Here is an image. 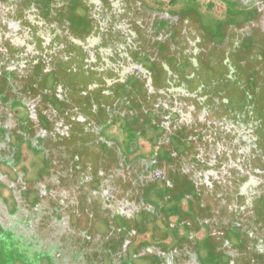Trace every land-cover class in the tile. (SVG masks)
<instances>
[{"label": "flooded vegetation", "instance_id": "af4514ba", "mask_svg": "<svg viewBox=\"0 0 264 264\" xmlns=\"http://www.w3.org/2000/svg\"><path fill=\"white\" fill-rule=\"evenodd\" d=\"M170 1L0 0V51L13 46L27 65L0 63V264H264V232L225 222L209 199L234 198L264 227V193L239 190L264 165L242 175L239 158L216 153L223 166L239 164L226 186L169 163L224 142L231 131L214 120L229 116L243 117L250 158L263 162L264 32L235 29L264 15V1ZM19 38H31L32 54ZM208 60L218 79L197 78ZM236 81L243 103L226 97ZM90 148L132 171L129 180L104 188L95 176L56 201L52 162ZM132 177L141 186L129 198ZM51 227L64 250L41 241Z\"/></svg>", "mask_w": 264, "mask_h": 264}, {"label": "rangeland", "instance_id": "374dc122", "mask_svg": "<svg viewBox=\"0 0 264 264\" xmlns=\"http://www.w3.org/2000/svg\"><path fill=\"white\" fill-rule=\"evenodd\" d=\"M148 1V0H147ZM264 1V0H263ZM169 6H174L176 4V0H172L167 3ZM187 14V13H186ZM188 15V14H187ZM192 14H190L191 16ZM217 15V14H216ZM190 21V23H193V19H190L187 17ZM118 21V20H117ZM245 27V28H244ZM245 29V30H244ZM236 33L243 34L245 37L249 32H259L261 30L264 32V15L260 16L259 18L255 19L251 23H247L244 25H241L237 27ZM1 35V33H0ZM31 38H19V40L14 41L15 44H19V47L22 48L24 45L27 47L23 48V51L26 53L32 54V49H34L35 45L30 44L29 40ZM0 47L4 49L5 43L0 40ZM48 42H46L47 44ZM93 44V41L91 42ZM55 45V44H54ZM70 44H67L69 46ZM47 46V45H46ZM55 49L53 48L52 51L57 52L58 47L55 45ZM76 46V45H75ZM14 47L11 46V49L8 50V54L3 56L2 51H0V63L3 64L4 61L5 65L8 68H12L17 66L18 73L27 71V65H25L24 61L26 60L25 55H21V52L19 50L13 49ZM76 49L78 51V47L76 46ZM6 50V48H5ZM59 53H63L60 51ZM64 55V54H63ZM79 64V63H77ZM30 66V65H29ZM201 68V71L196 75L197 78H203V79H218V68L215 65L214 62H210L209 60L206 63V66L203 65ZM206 75V77H205ZM71 77V74L68 76ZM260 77V75H259ZM247 78V74L245 76ZM241 79V78H240ZM235 85V89H234ZM234 85L229 86L232 88V93L229 95L227 94L226 97L229 98L230 102L234 100L233 103H243L246 92L244 91V88L242 86V83L239 81H236ZM260 86V83L258 84ZM249 101L247 100L245 105H248ZM264 107V104L262 105ZM240 108H242V105H234L233 110L239 111ZM194 116L193 114L191 115ZM191 117V119H192ZM195 117V116H194ZM193 117V118H194ZM216 123V126L220 128L221 131L229 130L231 131V138L228 137V135L222 134L224 137V142H217L216 144H208L207 147H205L202 150V153L205 152L206 154H200L199 156H190V155H177L173 159H175V163L172 161L169 163H172V168L174 170H177L181 173L186 174H192V178L194 179H202L203 177H211L210 179H217V180H223L224 184L226 186H229L228 184L232 185V180L237 177L239 174L238 168L236 167L241 164L240 170L242 171V175H244V171H248L247 167L250 169L254 165H264V155L261 157V161H263L260 164L259 160H254L250 158L251 154H254V152L250 149V143H251V134H250V127L246 125L245 120L243 117H235V116H229L227 118H222L220 120H214ZM264 129V126H263ZM259 147H262V145H259ZM93 150V157L94 159L87 160V155L85 154V151L82 150L84 154H80L77 151H63V153H59L57 158L52 162L51 169H50V180H51V194L52 196L56 197V201H58L60 198L64 196H70L73 195L74 188L82 181L91 179L92 177H96L97 180L102 181V186L104 188L106 187H114L119 188L124 184L125 181H128L127 174H130L131 172L127 173L126 171L121 170L118 167V164L111 158V157H105L102 153L97 151L94 148H90ZM223 149V151H222ZM240 152V153H239ZM216 153H219L220 157L223 158V162H226L229 159H238L239 158V164H229L231 167H227L226 165L223 166L220 163H217L215 160H213V156L216 155ZM209 154V155H207ZM242 154V158L241 157ZM243 158V156H246ZM96 158V159H95ZM226 158V159H225ZM97 159L101 163V166H98L96 164ZM104 160H107L110 162L109 165H102V162ZM93 162V163H92ZM164 172V170L162 171ZM250 180L244 185L239 186L240 192L243 194H252V195H258L264 193V174H252L250 171ZM133 174V173H132ZM133 178V177H132ZM130 178V183L132 188L128 189L125 188V194L129 197H135L132 194V189L137 190L139 188V185L141 182H136V178L132 179ZM227 182H229L227 184ZM141 186V185H140ZM49 195V196H50ZM49 196L42 199V204L40 208L39 216H43V219L45 218L44 214L47 210L50 212V208L46 209L47 206L50 207L51 201ZM209 198V197H208ZM210 201L214 205V209H218L219 211L221 209L226 210V215L224 216L225 222H242L244 229L247 231H254L257 230V232H264V227L260 224L259 220L255 217L253 212L250 209H241L238 207H235L234 198L228 199L227 197L220 198L219 200H215L214 198L210 197ZM214 199V201H212ZM47 218V217H46ZM46 220L44 219V227H46ZM51 226H55L52 225ZM54 229L51 227L49 230V236H46L45 231H40L41 241L43 243H50L51 245L55 244L57 246H60L62 250H64V245L62 244L63 239L61 237L57 238L56 240H52V238L57 237L55 233L53 232ZM44 234V236H43ZM51 238V239H50Z\"/></svg>", "mask_w": 264, "mask_h": 264}, {"label": "water", "instance_id": "95a60500", "mask_svg": "<svg viewBox=\"0 0 264 264\" xmlns=\"http://www.w3.org/2000/svg\"><path fill=\"white\" fill-rule=\"evenodd\" d=\"M93 155H94V153H92L91 155L87 156L86 159L92 161V159H94ZM95 159H96V158H95ZM92 163H93V162H92ZM109 164H110V162H108L107 160H104V162H102V165H106V166H107V165H109ZM96 165L101 166V163L99 162L98 159H97V162H96L95 166H96Z\"/></svg>", "mask_w": 264, "mask_h": 264}]
</instances>
